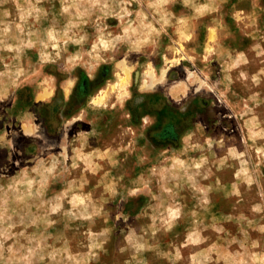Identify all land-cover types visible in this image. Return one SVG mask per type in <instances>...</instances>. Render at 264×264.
<instances>
[{"label":"rangeland","instance_id":"obj_1","mask_svg":"<svg viewBox=\"0 0 264 264\" xmlns=\"http://www.w3.org/2000/svg\"><path fill=\"white\" fill-rule=\"evenodd\" d=\"M0 264H264V0H0Z\"/></svg>","mask_w":264,"mask_h":264}]
</instances>
